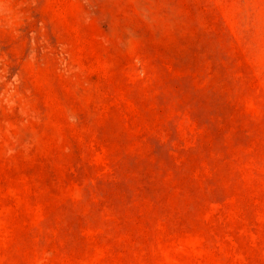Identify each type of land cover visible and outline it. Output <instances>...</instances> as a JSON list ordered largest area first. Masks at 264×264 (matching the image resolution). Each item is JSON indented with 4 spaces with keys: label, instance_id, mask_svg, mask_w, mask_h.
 <instances>
[{
    "label": "rangeland",
    "instance_id": "1",
    "mask_svg": "<svg viewBox=\"0 0 264 264\" xmlns=\"http://www.w3.org/2000/svg\"><path fill=\"white\" fill-rule=\"evenodd\" d=\"M0 264H264V0H0Z\"/></svg>",
    "mask_w": 264,
    "mask_h": 264
}]
</instances>
